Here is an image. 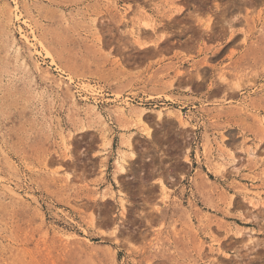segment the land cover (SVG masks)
Instances as JSON below:
<instances>
[{
	"label": "rangeland",
	"instance_id": "1",
	"mask_svg": "<svg viewBox=\"0 0 264 264\" xmlns=\"http://www.w3.org/2000/svg\"><path fill=\"white\" fill-rule=\"evenodd\" d=\"M187 4L0 0V264H264V0Z\"/></svg>",
	"mask_w": 264,
	"mask_h": 264
},
{
	"label": "snow or ice",
	"instance_id": "2",
	"mask_svg": "<svg viewBox=\"0 0 264 264\" xmlns=\"http://www.w3.org/2000/svg\"><path fill=\"white\" fill-rule=\"evenodd\" d=\"M178 2L183 3L184 0H178ZM134 3L129 4V9L134 7ZM224 6V0H188V4L185 7H177L176 15L174 17H169L165 22L164 26L175 30L177 26L187 29L189 31L200 29L204 32H211L213 29L219 31L220 30V20L219 13L221 12ZM183 20V24H179L178 22ZM145 27H150L149 25H145ZM224 31L222 35H220L219 39L221 42L224 40L231 39V36L228 32V22L225 21L223 23ZM161 39H165V37H161ZM126 43L124 36H119V38H115L112 41V44L109 45L114 50L117 48H122ZM138 47H145L143 44H138ZM211 53L209 52V55ZM206 77L203 76H195L193 73V79L196 80H204ZM213 84H210L209 87H214L216 83L227 85L228 81L224 79L223 75L221 76H213ZM195 87V85H193ZM151 131V130H150ZM157 185H163L164 181H155Z\"/></svg>",
	"mask_w": 264,
	"mask_h": 264
},
{
	"label": "built area",
	"instance_id": "3",
	"mask_svg": "<svg viewBox=\"0 0 264 264\" xmlns=\"http://www.w3.org/2000/svg\"><path fill=\"white\" fill-rule=\"evenodd\" d=\"M105 94L107 95V98H106L107 100L110 99V100H113L115 102H119L120 104L125 105V106H127L130 103H139V104L157 107L159 105H165L167 102L170 103L169 100H163L161 98H149V97L144 98V99H143V97L137 98L133 94H129V93L123 94L121 96H117L108 90L105 92ZM85 96L88 98L92 97V99H95V97H94L95 95L91 96V94H87V95L85 94ZM96 99H99L98 101L103 103L101 98L96 97ZM196 106L197 105H193V106L189 107V109H193L194 112L196 113L197 118H198V111L196 110ZM182 109H186V115H188V112H190L189 109H187V106L182 107Z\"/></svg>",
	"mask_w": 264,
	"mask_h": 264
},
{
	"label": "bare ground",
	"instance_id": "4",
	"mask_svg": "<svg viewBox=\"0 0 264 264\" xmlns=\"http://www.w3.org/2000/svg\"><path fill=\"white\" fill-rule=\"evenodd\" d=\"M3 12V11H2ZM2 16V15H1ZM6 19V18H5ZM9 22V21H8ZM11 22V21H10ZM6 23V22H5ZM7 24V23H6ZM6 28V27H5ZM6 31V30H5ZM7 34V33H6ZM11 34V33H10ZM21 34V33H20ZM9 35V34H8ZM26 36V35H25ZM35 36V35H34ZM10 38H11V36H10ZM22 39V38H21ZM25 39H26V37H25ZM36 39V38H35ZM12 40H14V39H12ZM39 42V41H38ZM13 44V43H12ZM14 45V44H13ZM15 47V46H14ZM34 50V49H33ZM18 51V50H17ZM36 51H38V50H36ZM19 52V51H18ZM73 99V98H72ZM73 102V101H72ZM77 105V104H76ZM117 108V107H116ZM93 110V109H92ZM122 111V110H121ZM117 112H118V110H117ZM128 112V111H127ZM131 113V112H130ZM99 114V113H98ZM133 116H131V115H129L128 113H125L124 111L123 112H121V113H119V118L120 119H122V121H124L125 122V125H130V123H129V121H130V119H132V118H134V117H137V119L138 120H142V121H144L145 122V116L147 115L145 112H143L142 110L140 111V109L139 110H133ZM77 115V114H76ZM96 115V114H95ZM161 115H163V114H161ZM92 116V115H91ZM99 117V116H98ZM159 118H163V116H160V114H159ZM104 121H105V119H104ZM134 121H136V120H134ZM124 122H123V124H124ZM136 122H139V121H136ZM104 123V122H103ZM141 123V122H140ZM132 124V123H131ZM135 124V123H134ZM124 125V126H125ZM123 126V127H124ZM126 128H128V127H126ZM84 130V129H83ZM82 130V131H83ZM124 134V133H123ZM124 138V137H123ZM126 139V138H125ZM128 140V139H127ZM126 143V142H125ZM124 143V144H125ZM123 144V145H124ZM132 144V143H131ZM122 151V150H121ZM121 160V159H120ZM120 160H119V162H118V164H119V166L121 167V172H127V168L120 162ZM122 160H123V158H122ZM124 162V161H123ZM126 163V162H125ZM117 164V165H118ZM119 167V168H120ZM118 168V167H117ZM119 171V170H118ZM125 174V173H124ZM165 184V183H164ZM111 192V191H110ZM106 194V193H105Z\"/></svg>",
	"mask_w": 264,
	"mask_h": 264
},
{
	"label": "crops",
	"instance_id": "5",
	"mask_svg": "<svg viewBox=\"0 0 264 264\" xmlns=\"http://www.w3.org/2000/svg\"><path fill=\"white\" fill-rule=\"evenodd\" d=\"M125 173V174H124ZM120 172L119 174H118V178L119 179H122V178H124V179H129V178H131V175H130V173H129V171L127 170V172ZM166 180L168 181V178L166 177ZM155 181H158L157 179L155 180ZM158 186V188H160V185H157Z\"/></svg>",
	"mask_w": 264,
	"mask_h": 264
}]
</instances>
